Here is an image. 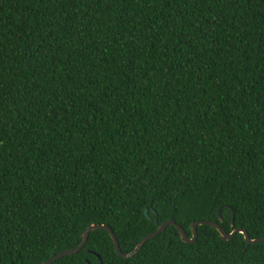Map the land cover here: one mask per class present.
Listing matches in <instances>:
<instances>
[{
	"label": "trees",
	"instance_id": "16d2710c",
	"mask_svg": "<svg viewBox=\"0 0 264 264\" xmlns=\"http://www.w3.org/2000/svg\"><path fill=\"white\" fill-rule=\"evenodd\" d=\"M169 220L264 238V0H0V264L91 225L129 253ZM100 262L264 264V242L168 225L122 258L96 229L52 264Z\"/></svg>",
	"mask_w": 264,
	"mask_h": 264
},
{
	"label": "water",
	"instance_id": "95a60500",
	"mask_svg": "<svg viewBox=\"0 0 264 264\" xmlns=\"http://www.w3.org/2000/svg\"><path fill=\"white\" fill-rule=\"evenodd\" d=\"M144 214L147 217V219L151 220V217L149 216L147 209L144 211ZM218 218L220 221L222 220L220 211H218ZM154 222L157 224L156 220ZM233 224H234V211L232 212L231 226H233ZM168 225L175 226V228L177 229V231L180 235L181 240L185 243H194L196 241V239H197V226H199V225H208V226L214 227L219 232L221 239L224 241L231 239L237 233H241V234L243 233L244 239L248 244H255L257 242H264V238L251 239L249 237L247 231L243 228H238V231H235V232H234V229L231 232H226L222 227H220V225L217 221H209V220L197 221V222L192 223L191 224V236H189V235H187V233L183 227L178 225L175 221L169 220V221H165L162 224H160L154 233H151V234L147 235L146 237H144L131 252L124 253L120 250L119 243L116 239V236L114 235V233L112 232V230L109 227H107L105 225H91L84 231V233L82 235L83 239L77 247L62 251V252L56 254L55 256L50 258L48 261H46L42 264H52L54 261H56L57 259H59L63 256L78 252L79 250H81L86 245L89 232L92 230H96V229H103L110 234L112 241H113V244H114L115 251L120 257L131 258L142 248V246L144 245V243L146 241H148V240L154 238L155 236H157L158 234H160ZM99 260H101L100 257H99ZM88 264H90V263H88ZM100 264H103V263L100 262Z\"/></svg>",
	"mask_w": 264,
	"mask_h": 264
},
{
	"label": "snow or ice",
	"instance_id": "6c2138e0",
	"mask_svg": "<svg viewBox=\"0 0 264 264\" xmlns=\"http://www.w3.org/2000/svg\"><path fill=\"white\" fill-rule=\"evenodd\" d=\"M180 195L184 197L190 204H196L197 202L204 200L205 190L199 184L194 182L190 187L185 186L182 188ZM235 231H238V228H234V232ZM241 251L247 252V249H241Z\"/></svg>",
	"mask_w": 264,
	"mask_h": 264
}]
</instances>
